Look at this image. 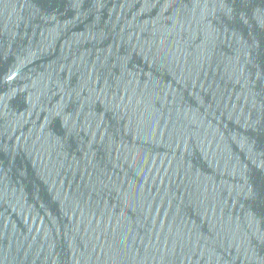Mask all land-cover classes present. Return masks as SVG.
<instances>
[{
  "label": "water",
  "instance_id": "water-1",
  "mask_svg": "<svg viewBox=\"0 0 264 264\" xmlns=\"http://www.w3.org/2000/svg\"><path fill=\"white\" fill-rule=\"evenodd\" d=\"M0 264H264V0H0Z\"/></svg>",
  "mask_w": 264,
  "mask_h": 264
}]
</instances>
